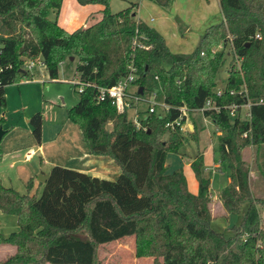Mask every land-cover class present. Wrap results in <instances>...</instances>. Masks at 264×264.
<instances>
[{"label":"trees","instance_id":"16d2710c","mask_svg":"<svg viewBox=\"0 0 264 264\" xmlns=\"http://www.w3.org/2000/svg\"><path fill=\"white\" fill-rule=\"evenodd\" d=\"M76 1L100 5L101 17L68 32L48 17L58 15L62 0H0V107L5 106L4 88L26 77L25 61L40 58L55 79L64 57L76 59L79 81L91 86L76 91L78 101L66 117L78 125L89 154L110 158L120 173L105 180L53 166L48 179L38 183V195L29 194L32 179L22 194L0 179V214L14 216L18 226L8 236L0 233V244L16 249L4 264H95L98 247L126 237H134L137 257L159 258L162 264H264V199L250 191V169L242 154L248 146L264 145V0H218L221 21L209 26L188 54H172L155 29L137 21V5L112 13L109 0ZM228 45L239 67L228 70L218 98L214 81L224 58L223 51L212 50ZM129 65L141 96L159 84V97L168 106L163 114L138 119L139 127L109 100H95L96 87L115 85ZM207 99L221 107L203 113L222 133L219 162L226 165L228 183L219 204L226 214L241 215L229 237L210 226L211 180L204 175L203 155L189 158L196 194L189 192L181 169L167 173L165 167L168 153L180 155L196 138L175 126L179 108L191 112ZM247 102L249 118L245 110L241 117L240 109L229 115L227 106ZM29 124L40 144L42 114L35 112Z\"/></svg>","mask_w":264,"mask_h":264},{"label":"rangeland","instance_id":"374dc122","mask_svg":"<svg viewBox=\"0 0 264 264\" xmlns=\"http://www.w3.org/2000/svg\"><path fill=\"white\" fill-rule=\"evenodd\" d=\"M185 1L186 3L184 4L183 0H169L168 6L162 7L152 0H109V11L117 13L127 9L132 4L137 5L136 13L140 9V15L137 13L138 17L136 16L135 19L137 21L141 19L142 23L151 26V28L156 30L157 24L160 22L162 17L159 11L162 10L168 15V17H173L180 29V32H174L170 25H167L166 27L171 30L168 34L175 36L177 33L178 38L182 41V47H170V52L172 54H188L195 48V45L191 47L190 44L194 43L196 39L203 36L209 26L219 23L221 21V15L219 13L220 8H218L217 13L216 8L209 7L207 11L209 20L206 21L207 23L204 25H200L198 27L190 19V14L194 13L195 10H200V6L202 7V1ZM90 8L91 12H96L94 15L97 16V19L90 18V21L88 22L89 26L98 22L101 17L100 12L98 11L100 8L99 5L93 4L89 6L87 10ZM64 12L74 17L72 13L70 14L69 10L66 9ZM48 17L52 21L57 18L53 12H50ZM150 18H154L155 22H150ZM185 29L186 32H183ZM174 43L175 41L173 40V44ZM229 48L230 47L228 45L224 48L217 47L212 50V52L223 51L224 58L223 65L218 69L215 77V86L213 88V91L215 92L221 91L223 93L224 88L226 87L228 70L231 67H239V60H235ZM76 65V59L70 60L69 57H64L59 64L57 77L55 79H50L43 65H37L27 71L26 77L20 82L7 85L4 88L5 106L0 107V128L3 131L14 128V131L12 134L3 137L2 141H0V148H4L6 144L10 147H16V145H25L28 142L27 125L30 127V124H28L24 119V114L30 113L31 117L35 112H41L42 114L45 113L48 124H60L61 122L67 120V110L74 106L79 98L76 92L78 87L73 86V83L79 82V74L75 71ZM71 80L72 83H70ZM151 89L150 93H146L144 95V98L151 101L154 96L155 102L162 103V98L159 97L162 93L159 84H153ZM129 90L134 91L135 87L131 86L129 87ZM134 106H136V108L134 107L127 110V118L132 120L136 110L138 112L137 115L139 120L144 119L147 115V106L149 105L143 101H137ZM154 111L159 114L164 113V111L157 106ZM243 111L244 107H241L239 110L241 117L243 116ZM187 116L185 126L188 128L190 126L191 127L187 129L182 126V130L180 131L185 135L194 132L196 135L195 141L189 140L181 148L180 155H175L173 153L167 154L165 162L167 173L181 169L186 178L188 190L190 193H193L194 181L192 180L193 175L188 163L197 152L203 154L204 175L206 177H210L211 180L210 192L212 202L210 209L213 219L210 226L216 232H223L226 237L232 236V228L238 224L241 215L228 214L227 216L223 208L219 205L218 195L228 183V170L226 169V165L219 162L218 138L222 135V133L215 130L210 118H205L200 113L188 112ZM71 125H74L75 128L77 127V129H79L77 124L71 123ZM105 129L107 131L111 130L110 123L105 125ZM261 147L264 149V146ZM261 147L256 148L254 146H248L242 152L243 159L249 165V176H251V180L252 174L257 176V171L260 172L262 169L261 165L263 162L262 159H264V150H261ZM256 153H260V157H258V159H256ZM100 159L108 158L104 157ZM215 164H218L219 166L214 167ZM98 165L100 166L101 164L98 163ZM213 169L218 172L216 174H212V171L214 172ZM116 171L119 174V169ZM116 177H114V179H116ZM193 179L195 180V178ZM33 184L34 181L32 180V187ZM251 186L255 189L256 195L259 194L258 196H261L259 198L264 199V189L261 188V184L259 187V180L253 179L251 181ZM32 187L29 191L30 195L34 193ZM258 187L260 190L257 191ZM12 188L20 194L25 193L26 191L25 187L22 185L20 186V184L13 185ZM40 191L41 186L38 187V190L35 193L38 195ZM262 215H264V212H262ZM17 230L18 226L16 218L14 216L1 213L0 233L4 236H8ZM15 252L16 249L14 246L0 244V264L6 263L12 256L15 255ZM95 264H162V262L161 259H154L151 256L137 257L135 255L134 237H126L98 247L96 250Z\"/></svg>","mask_w":264,"mask_h":264},{"label":"crops","instance_id":"0c3cea01","mask_svg":"<svg viewBox=\"0 0 264 264\" xmlns=\"http://www.w3.org/2000/svg\"><path fill=\"white\" fill-rule=\"evenodd\" d=\"M183 1L185 4L186 1L185 0ZM201 1H202V7L200 6V10H195L194 13L190 14V19L198 27L200 25H204L205 23H207L206 21L209 20V16H207L208 15L207 11L209 7L216 8L217 13L219 8L218 0H201ZM91 5L93 4L82 6L79 5L76 0H62L61 7L58 11V15L56 18L57 24L68 32H72L78 29L79 27L89 26L88 22L90 21L89 20L90 18L97 19V16L94 15L96 14V12L94 11L91 12V8L87 10V8H89V6ZM99 7H100L99 10L97 9L98 11H100V9L102 8L100 5ZM66 9L69 10L70 14L72 13L74 17L64 12ZM159 12L161 13L162 17L160 22L157 24L156 31L164 38L168 49L170 47H176V48L182 47V41L178 38L177 33L175 34V36L172 34H168L170 33L171 30L166 28L167 25H170L171 29L174 32L176 31L180 32V29L176 24V22L174 21L173 17L172 18L168 17V15L165 14L162 10H160ZM137 13H139L140 15V9ZM219 13H220V9H219ZM220 18L222 19V16ZM138 21L142 22L141 19H139ZM150 22H155L154 18H150ZM183 32H186V29ZM173 40L175 41L174 44H173ZM198 40L199 39H196L194 43L190 44V46L191 47H193L194 45L196 46ZM134 107L136 108V106ZM135 113L138 114L136 110ZM29 117H30V113L24 114V119L28 124H29ZM185 123L183 127L189 129L191 126L188 128L185 126ZM13 131L14 128H11L10 130L9 129L4 130L3 137L12 134ZM27 133H28V139H27L28 142L25 145H19V146L16 145V147H10L8 144H6L4 148L3 147L0 148V151L2 153V158L0 161V179L5 187L12 188L13 185L20 184V186L22 185L25 187L26 190L25 193H27L26 183L32 179L34 181L32 188L35 193L39 187L37 181V175L40 173L48 174L49 170L53 166H60V167L76 170L105 180L114 179V177H116V175L118 174L116 170L119 169L120 171V168L110 158L107 157L108 159H100L104 157L90 155L88 149L86 148L85 144L82 141L79 129H77V127L75 128L74 125H71L68 119L61 122L60 124H55V123L48 124L46 119V114L43 113L42 134H41L40 144H37L33 139L31 134V128L29 127V125H27ZM261 150L264 149L261 147ZM27 153H31V156L28 157ZM258 157H260V153H256V159H258ZM262 161L263 162L261 165L262 166L261 171L260 172L257 171L258 172L257 176H254L252 174V180L258 179L259 187L261 184L262 185L261 188L264 189V159H262ZM190 162L188 163L189 166H190ZM98 163H100L101 165L99 166ZM218 166H219L218 164L214 165V167H218ZM217 172H218L217 170L216 171L214 170V172L212 171V174H216ZM193 178L192 180L194 181V186H193L194 190L192 194H196L197 182ZM252 180H251V176H249V188L252 195L256 197H261L258 196L259 194L256 195L255 189L251 186ZM259 187L257 191L260 190ZM226 215L228 216V214Z\"/></svg>","mask_w":264,"mask_h":264},{"label":"built area","instance_id":"2783aa9c","mask_svg":"<svg viewBox=\"0 0 264 264\" xmlns=\"http://www.w3.org/2000/svg\"><path fill=\"white\" fill-rule=\"evenodd\" d=\"M37 65L44 66L40 58L25 61L21 69L27 72ZM127 68H128V73L124 75L123 77H121L116 82L115 85L109 88L96 87L97 93L95 96V100L97 102H103L105 100H109L111 105L115 107L118 113H124V112H127L128 109L134 108V104L137 101H143L149 105L147 106V111H146L148 114L154 113L155 112L154 109L156 106L160 107L164 112L167 111L168 106L164 103L155 102L154 96L152 97V100L150 101L149 99L144 98L138 93L139 88L135 84V81L137 78V75L135 73L136 72L135 68L132 65H129ZM155 79L157 78L155 77ZM70 83H72V80L70 81ZM73 86L78 87L77 92L81 93L85 86H91V85L79 81L78 83H73ZM131 86L135 87L134 91L129 90V87ZM230 94H233V92L230 91ZM221 95H222L221 91L215 92L216 97L219 98L221 97ZM259 103H262V101L260 100ZM241 107H244V110L246 111L245 116L249 118L248 112L250 109V103L248 102L242 106L231 104L227 106L226 108L229 110V115L231 117H234L237 114L238 109H240ZM220 109L221 107L215 105L212 99H207L201 108L192 109L191 112H197L203 115L204 111L213 110L214 112H219ZM179 110L181 112V116L177 120H175L174 123H175V126L179 127L180 130H182L181 128L185 123V122L181 123L182 117H185V121H186V118L188 117L187 113L189 112V110L185 106L180 107ZM138 121H139L138 115L137 113H135L134 118L132 119V122L136 127H139ZM168 126L173 127V124H168ZM27 156L30 157L31 153H27Z\"/></svg>","mask_w":264,"mask_h":264},{"label":"water","instance_id":"95a60500","mask_svg":"<svg viewBox=\"0 0 264 264\" xmlns=\"http://www.w3.org/2000/svg\"><path fill=\"white\" fill-rule=\"evenodd\" d=\"M70 60H73V58L71 57ZM24 72V71H23ZM138 93L141 95L142 94V89L139 88V91ZM4 135V131L0 128V141L2 139ZM48 179V174H38L37 175V181L40 182V183H44L46 180Z\"/></svg>","mask_w":264,"mask_h":264}]
</instances>
